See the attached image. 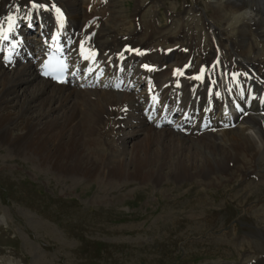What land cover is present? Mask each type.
I'll return each instance as SVG.
<instances>
[{"label":"bare ground","instance_id":"obj_1","mask_svg":"<svg viewBox=\"0 0 264 264\" xmlns=\"http://www.w3.org/2000/svg\"><path fill=\"white\" fill-rule=\"evenodd\" d=\"M103 1L39 0L47 7L32 8L29 0H0V31L8 35L0 36V143L84 177L158 182L167 168L178 179L256 174L264 166V0H210L211 17L204 8L197 20L203 36L196 22L183 24L195 17L187 13L177 18V39L156 27V17L138 16L139 5L127 22L107 6L91 9ZM241 8L249 12L231 32L217 26ZM34 22L43 28L23 38L18 27ZM53 34L74 63L76 83L40 76L41 50ZM201 67L203 81L194 79ZM223 94L239 106L230 122ZM258 180L264 185L263 173ZM243 264H264V256Z\"/></svg>","mask_w":264,"mask_h":264},{"label":"rangeland","instance_id":"obj_2","mask_svg":"<svg viewBox=\"0 0 264 264\" xmlns=\"http://www.w3.org/2000/svg\"><path fill=\"white\" fill-rule=\"evenodd\" d=\"M209 1L107 0L97 10L88 6L97 13L109 7V14L127 22L139 5L138 16L156 17V27L177 39V18L188 13L195 17L181 22L197 23L204 8L211 17ZM233 14L214 21L231 32L238 25L228 24ZM125 22L119 35L126 33ZM11 150L0 143V264H243L264 256V185L258 180L264 166L244 177L234 171L178 179L167 168L158 182L107 179L65 172L38 155Z\"/></svg>","mask_w":264,"mask_h":264},{"label":"snow or ice","instance_id":"obj_3","mask_svg":"<svg viewBox=\"0 0 264 264\" xmlns=\"http://www.w3.org/2000/svg\"><path fill=\"white\" fill-rule=\"evenodd\" d=\"M29 3L31 4V7H32V8H45V7H47V5H45V4H40V3H39V0H29ZM52 7L55 8V11H56L58 14H60L61 16L63 15V13L61 12L60 8H57V7L55 6V4H53ZM8 19H9L10 22L13 20V18H12L11 15L8 17ZM8 31H9V32L11 31V27H9ZM0 36H2V38H3L4 40H8V35H7V34H4L2 31H0ZM52 40H53V41L57 40V36H56L55 34H53V36H52ZM81 44H83V42H81ZM127 50H128V51H138V50H134V49H127ZM4 59H5V60H8L9 58H8L7 56H5ZM85 59H87V57H85ZM143 67L146 68V69H149V68H150L149 65H143ZM188 67H189L188 64H185V65H184V68H185V69H187ZM204 71H205L204 67H201V69H200L201 74H203ZM43 74H44L45 76L48 75L47 72H44ZM181 74H183V73H181ZM233 75H235V74H233ZM194 79L199 80V79H201V76H199V75H198V76H195ZM210 91H211V90H210ZM217 95H219V94L217 93Z\"/></svg>","mask_w":264,"mask_h":264},{"label":"clouds","instance_id":"obj_4","mask_svg":"<svg viewBox=\"0 0 264 264\" xmlns=\"http://www.w3.org/2000/svg\"><path fill=\"white\" fill-rule=\"evenodd\" d=\"M243 11L244 10H240L233 14L232 18L228 21L229 26H231L233 23L238 24L243 19Z\"/></svg>","mask_w":264,"mask_h":264}]
</instances>
